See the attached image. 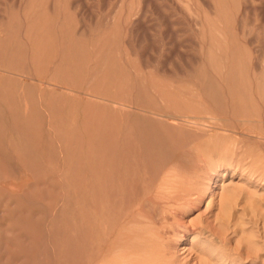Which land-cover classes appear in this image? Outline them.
<instances>
[{"label": "rangeland", "instance_id": "374dc122", "mask_svg": "<svg viewBox=\"0 0 264 264\" xmlns=\"http://www.w3.org/2000/svg\"><path fill=\"white\" fill-rule=\"evenodd\" d=\"M168 173L200 190L169 203ZM138 235L264 264V0H0V264Z\"/></svg>", "mask_w": 264, "mask_h": 264}, {"label": "bare ground", "instance_id": "6f19581e", "mask_svg": "<svg viewBox=\"0 0 264 264\" xmlns=\"http://www.w3.org/2000/svg\"><path fill=\"white\" fill-rule=\"evenodd\" d=\"M111 144L114 145L113 150H115L116 149L115 143H113V142L109 143V144H107V146H110ZM127 161H129V159ZM92 167H93V171L96 173V183L98 186H100L102 184L100 173H102L103 164H102V160L100 158H98V156L94 159V161L92 163ZM192 184L196 185V187L193 186L192 188H189L188 186L184 185V182H182V180H178V178H176L175 174L168 173L162 179V184L160 186L162 188V193H163L162 198H165V200L167 199L169 201V203H173V204L177 203L178 201L180 202L181 199L185 198L187 193H188V195L191 194L192 189L200 190V187L202 185V183L199 181L196 182L195 184L193 182ZM204 185L206 186V184H204ZM224 186H225L224 183H222L220 185V188L223 191L225 190ZM179 188H181V189H179ZM178 190H181V191L179 192ZM182 190H184L186 193L183 194ZM166 192L169 195L168 197L165 195ZM173 192H174V194L172 195L171 193H173ZM177 192H179V194H181V195H179V197L175 195V193H177ZM226 193H228V192H226ZM182 194L185 196H183ZM199 194H200V192H198V191L193 193V195H196V197H199ZM188 195L186 196V199L189 201L190 199H188ZM224 198H225V196H224ZM186 199H184V200H186ZM221 199L223 200V196ZM182 202H181V204H182ZM97 213H98V210H97ZM3 223H4V221H3ZM99 241H100V239H99ZM135 241L136 242L133 243L132 245L126 244L124 246H122V245L117 246L116 248L112 249V251H110V249H105V248L99 246L97 248L96 258L94 259L93 264H173V260L168 258L167 255H164V256L161 255V257H160V254H159V255L155 256V258H153L151 256L152 251L151 250L148 251V250L144 249V242H145L144 236L140 237L138 235L137 238H135ZM201 258L202 257H200V259ZM175 259H176V257H175ZM174 261H176V260H174ZM181 262H182V260H181ZM232 264H235V263L232 262Z\"/></svg>", "mask_w": 264, "mask_h": 264}]
</instances>
